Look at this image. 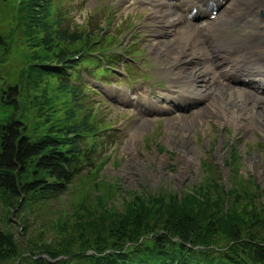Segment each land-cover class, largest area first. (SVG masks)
Returning <instances> with one entry per match:
<instances>
[{"label":"trees","instance_id":"trees-1","mask_svg":"<svg viewBox=\"0 0 264 264\" xmlns=\"http://www.w3.org/2000/svg\"><path fill=\"white\" fill-rule=\"evenodd\" d=\"M53 1L23 0L20 7L16 29L29 64L22 71L25 101L18 85L0 90V103L12 108L0 117V199L12 209L69 191L97 157L101 122L84 110L78 70L103 75L116 55L103 53L107 45L96 41L97 29L78 32L55 16ZM239 161L232 145L224 163L233 186H226L218 165L208 169L204 163L203 182L182 197L137 194L121 208L106 207L105 197L80 202L78 212L55 223L61 241L41 248L22 251L10 228L0 224V264H264L261 188L240 177L237 183ZM22 222L28 233L29 222ZM39 233L41 243L45 232Z\"/></svg>","mask_w":264,"mask_h":264},{"label":"rangeland","instance_id":"rangeland-1","mask_svg":"<svg viewBox=\"0 0 264 264\" xmlns=\"http://www.w3.org/2000/svg\"><path fill=\"white\" fill-rule=\"evenodd\" d=\"M126 1L54 0L52 3L54 15L62 17L72 28L77 27L78 32L97 29L96 41L103 47L107 45L103 53L107 50L112 53L123 50V53L113 59L111 66L105 67V77L93 75L87 68L78 70L86 92V95L83 93L84 110H91L101 122L95 135L100 141L94 164L86 166L70 190L57 198L22 210L12 209L0 199V224L10 228L22 251L29 246L41 248L43 243L60 242L55 223L78 212L75 210L80 202L94 203L105 197L106 207L113 204L121 208L137 194L154 197L159 192H177L182 197L184 193L193 192L207 175L204 163L209 165H206L208 169L218 165L226 186H233L232 175L224 163L232 145L240 158L237 183L240 184L239 177L256 181L261 188L257 201L264 205V123H259L250 110H246V117L241 116L239 122L223 119L215 113L221 106L206 108L205 100L199 98L190 99L197 104L183 108L178 98H174L178 87L173 83V70L165 67L166 63L151 46V40L157 37L146 21L152 11L149 4L152 0H131L129 7ZM22 2H0V42H3L0 90L18 85L21 100L25 101L26 80L22 79V71L29 65L28 50L21 44L20 31L16 29ZM203 20L205 18L199 17L195 23L202 24L206 21ZM251 20L261 19L258 14L251 16ZM252 29L249 24L242 32ZM98 46L92 47L98 49ZM222 72L220 70V75ZM237 85L264 97V92L256 91L252 84L240 82ZM169 95L172 96L167 101L164 97ZM237 99L242 97L237 96ZM158 102L161 107L148 112L147 108ZM4 105L0 103V117L9 107ZM166 107L174 108L175 115L183 114L185 120L171 119L173 112L164 110ZM31 115L28 113L27 118ZM85 139L90 142L92 136ZM97 165H100L98 171ZM225 206L229 207L227 198ZM10 209L12 211L8 212ZM22 221L29 222L28 233ZM41 231L45 232V241L40 243ZM27 237H31L29 245H26Z\"/></svg>","mask_w":264,"mask_h":264},{"label":"bare ground","instance_id":"bare-ground-1","mask_svg":"<svg viewBox=\"0 0 264 264\" xmlns=\"http://www.w3.org/2000/svg\"><path fill=\"white\" fill-rule=\"evenodd\" d=\"M211 1L215 2L212 6ZM174 2L152 0L149 3L152 11L146 19L147 25L153 28L157 36L151 40L152 48L166 63L165 67L173 70L172 78L176 81L173 83L178 87L174 90V98L183 100L180 105L188 102L197 104L196 100L190 99L199 98L205 100L206 108L221 106L222 109L215 113L235 122H239L237 120L244 116L246 110H250L259 123H264V97L233 85L237 81H247L254 84L257 90H264V84L254 83L258 77H264V17L261 16V12L264 13V0ZM125 4L131 6V0ZM248 5L250 11L247 10ZM193 9H196L194 14ZM214 10L217 13L212 17ZM258 14L262 21L251 20V16ZM201 16L206 21L195 23V19ZM249 24L253 29L242 32V28ZM199 55L203 58L198 59ZM262 59L263 63H260ZM220 70H223L221 75ZM190 89L192 94L186 93ZM171 96L164 98L169 101ZM237 96L242 99H237ZM160 107L158 102L147 109L150 112ZM166 108L170 113L174 110ZM170 118L185 120L183 114L175 115V112Z\"/></svg>","mask_w":264,"mask_h":264}]
</instances>
